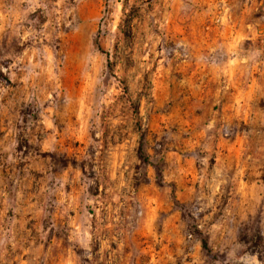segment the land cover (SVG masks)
I'll return each instance as SVG.
<instances>
[{
  "label": "clouds",
  "instance_id": "1",
  "mask_svg": "<svg viewBox=\"0 0 264 264\" xmlns=\"http://www.w3.org/2000/svg\"><path fill=\"white\" fill-rule=\"evenodd\" d=\"M0 264H264V0H0Z\"/></svg>",
  "mask_w": 264,
  "mask_h": 264
}]
</instances>
